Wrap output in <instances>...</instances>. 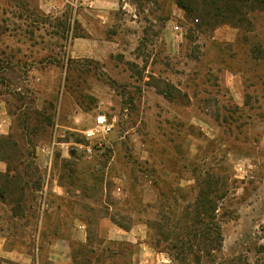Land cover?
I'll return each mask as SVG.
<instances>
[{
	"label": "rangeland",
	"instance_id": "374dc122",
	"mask_svg": "<svg viewBox=\"0 0 264 264\" xmlns=\"http://www.w3.org/2000/svg\"><path fill=\"white\" fill-rule=\"evenodd\" d=\"M197 3L0 0V264H196L156 236L207 172L223 242L202 264H264V7Z\"/></svg>",
	"mask_w": 264,
	"mask_h": 264
},
{
	"label": "trees",
	"instance_id": "16d2710c",
	"mask_svg": "<svg viewBox=\"0 0 264 264\" xmlns=\"http://www.w3.org/2000/svg\"><path fill=\"white\" fill-rule=\"evenodd\" d=\"M198 0H176V3L179 7H181L188 16L195 15L197 10L200 9L198 6ZM203 4L207 5L206 8L207 13H214L217 17H228L234 18L239 15H243V9L245 6H250L253 10L255 6H263L264 0H202ZM202 10V9H200ZM210 10V11H208ZM169 90H166V93L170 96L173 95V91L171 88L180 93V90L175 88V86L169 85ZM46 119V118H45ZM30 121L27 123L29 124ZM50 119H46L45 124H49ZM31 124V123H30ZM40 122L31 126L32 132H36L39 129ZM25 130V129H24ZM27 130V129H26ZM2 140L1 144L13 143L14 152L19 153V148L16 140L11 139ZM1 147V150H4V147ZM17 149V150H15ZM2 154V152H0ZM19 157V156H18ZM5 161H9L8 158L2 156ZM139 170L144 172L145 169L138 164ZM28 171H25L27 173ZM199 180L201 184L199 185V191L196 199L193 203L186 206L183 214V219L180 217L182 222H178L176 228L174 229L173 236H166L161 240L160 236H156V240L158 244H161L162 241L168 243L167 246H173L172 250L181 251V257H184L183 260H190L196 264H202V260L205 259V256L212 255L217 251H221L222 242H223V234L222 227L219 223L218 219V209H219V201L221 198L218 193V185L217 181L214 179V175L209 172L205 173ZM213 178V179H212ZM138 179L135 177L134 181L137 182ZM28 182H25L21 189H25L27 187ZM6 189V188H5ZM21 199H19L20 202ZM164 207V206H163ZM175 217H168V220L179 221L174 219ZM158 221V219H156ZM166 221L164 218L159 219V223ZM203 246H206L205 251H203ZM216 246V247H214ZM197 249V250H195ZM170 251V248L168 249ZM173 255V254H172ZM75 261L78 262V258L76 256L73 257ZM182 260V259H181Z\"/></svg>",
	"mask_w": 264,
	"mask_h": 264
},
{
	"label": "built area",
	"instance_id": "2783aa9c",
	"mask_svg": "<svg viewBox=\"0 0 264 264\" xmlns=\"http://www.w3.org/2000/svg\"><path fill=\"white\" fill-rule=\"evenodd\" d=\"M114 123L105 114L98 115L94 127L87 130V137L106 136L112 129Z\"/></svg>",
	"mask_w": 264,
	"mask_h": 264
}]
</instances>
